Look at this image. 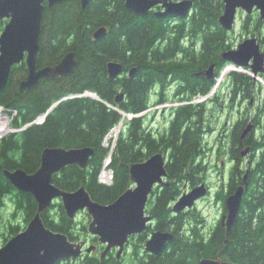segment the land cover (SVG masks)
<instances>
[{
  "label": "trees",
  "instance_id": "obj_1",
  "mask_svg": "<svg viewBox=\"0 0 264 264\" xmlns=\"http://www.w3.org/2000/svg\"><path fill=\"white\" fill-rule=\"evenodd\" d=\"M223 6V0L196 1L192 14L173 25L151 12L135 14L125 8L124 0H90L84 9L79 0H68L51 9L45 8L37 65L55 64L69 51H75L77 65L69 75L41 79L29 90L18 88L26 68L14 65L0 92V105L15 110L10 126L19 128L37 119L60 98L70 94L81 96L62 100L42 122L9 132L0 139V206L7 204L6 199L12 206L4 224L9 238L27 225L36 212V202L32 195L18 191L10 183L4 169L35 171L45 147L91 146L94 154L85 168L67 165L54 174L53 183L68 191L84 186L93 200L109 203L131 186L128 171L131 163L163 152L167 154L166 169L171 183L168 187L153 188L145 208L153 217V228L173 233V239L162 254L155 256L144 251L149 226L129 238L128 261H122L123 256L116 260L113 254H108L100 262L93 254L85 255L80 264H196L203 257H215L218 251L221 257L237 264H264V96L252 115L256 131L243 140L244 146H251L245 165L248 186L237 219L227 235L220 219L205 233L200 226L203 216L195 208L177 214L171 209L184 181L195 186L204 180L202 173L207 168L204 159L211 148L206 147L204 141L206 131H192L198 122L201 128L206 125L208 116L204 102L176 106L171 131L162 133L147 129L144 117H124V128L119 131L111 153L113 181L104 184L98 180L104 159L110 152L109 146L103 144L104 138L121 120L120 110L135 114L149 108L153 84L168 76L186 74L192 78L195 69H206L211 63L220 74L226 64L220 57L221 52L233 47L229 31L218 22ZM5 22L0 21V31ZM101 25L107 27V34L96 40L93 33ZM241 28L257 35L264 46V18L260 19L258 13L246 15ZM182 35H188L189 41L194 39L193 44L182 45ZM177 50L180 53L174 56ZM109 60L121 62L123 71L136 67V72L133 76L122 73L109 79L106 71ZM182 64L188 67H180ZM261 76L264 80V73ZM228 78L233 84V94L241 90L249 95L253 80L249 74L230 71ZM214 83L206 81L202 93H208ZM85 92L96 93L102 101L83 95ZM119 92H124L125 96L116 102ZM215 104L222 102L218 100ZM246 108L247 112L249 108ZM240 124L239 119L226 134L231 143L229 158L233 164L228 171L226 191L221 188L215 192L216 201L221 202L222 214L226 211V197L242 184L245 171L244 158L240 156L243 148ZM41 217L47 227L67 234L70 240L84 239L88 235L87 222L69 219L61 202L52 204ZM4 238L5 241L8 239L7 236Z\"/></svg>",
  "mask_w": 264,
  "mask_h": 264
},
{
  "label": "water",
  "instance_id": "obj_2",
  "mask_svg": "<svg viewBox=\"0 0 264 264\" xmlns=\"http://www.w3.org/2000/svg\"><path fill=\"white\" fill-rule=\"evenodd\" d=\"M64 1L68 0H0V21L6 20L0 32V92L5 88L11 68L16 64L27 68L26 76L19 83V90H29L41 79L49 80L67 76L74 70L77 65L75 51L65 53L55 64L37 65L43 11ZM80 2L84 9L89 0H80ZM193 2L194 0H125L124 6L137 15H146L153 7L161 4L163 9L154 12L157 16L185 18L189 15ZM223 4L218 22L226 31H230L235 26L238 10L251 14L256 9L259 11L260 19L264 18V0H223ZM106 34L107 27L101 25L94 31L93 36L98 40ZM220 57L231 64L227 69L242 71L244 68H250L249 74L255 81L259 80L264 87V81L258 76L264 73V50H261L257 36L243 39L236 47L222 51ZM214 67L215 64L211 63L205 69L207 78H212ZM106 71L109 79H115L122 74L123 64L117 60H109L106 63ZM135 72L136 67H131L128 75L133 76ZM83 95L102 101L94 92H85ZM75 96H81V94H70L60 98L52 103L37 120L10 131L23 130L35 122L43 121L59 102ZM124 96V92L118 93L115 101H121ZM107 105L110 106V104ZM147 111L148 109L134 116H142ZM121 114L126 115L124 112ZM122 119L116 126L118 129L122 125ZM111 131L107 137L111 135ZM252 132L253 124L249 122L240 135L243 147L240 154L242 157L251 151V146H244L243 140ZM93 154L94 148L91 146L45 147L40 155L39 167L35 171L27 172L22 168L3 170L5 177L18 191L32 195L36 202V212L23 230L10 237L0 247V264H55L66 259L75 260L81 256L86 244L85 240L71 241L65 233L53 231L43 222L41 214L55 199L60 200L66 216L71 220L79 211L84 210L89 215L87 231L104 245L99 254L101 262L111 249H116L115 257L118 260L129 236L147 230L149 223L153 220L152 215L145 211L148 197L155 185L168 187L170 184V181L166 179L168 177L166 154L156 152L143 161L131 163L128 171L132 185L109 203L93 200L84 186L68 191L53 183L55 173L67 165L74 164L85 168ZM247 179L248 168L242 175V184H239L225 199L226 212L222 215L220 224L225 227L226 235L237 219L244 191L248 186ZM207 192L204 182L193 186L189 191L182 192L174 201L171 206L172 211L177 214L186 208H191ZM172 239L171 231L152 229L144 242V250L159 256ZM226 242L227 239L224 243ZM92 249L93 247L88 246L85 251L90 252ZM196 264L237 263L221 257L218 251L215 257H203Z\"/></svg>",
  "mask_w": 264,
  "mask_h": 264
},
{
  "label": "rangeland",
  "instance_id": "obj_3",
  "mask_svg": "<svg viewBox=\"0 0 264 264\" xmlns=\"http://www.w3.org/2000/svg\"><path fill=\"white\" fill-rule=\"evenodd\" d=\"M245 17H246V13L242 10H239L236 15V24L234 28L231 30V33L229 31V34L231 35V40L233 41V45H232L233 47H235L243 39L252 36L250 33H246L241 28L242 21ZM228 73H229L228 70L227 71L222 70L221 72L222 75H219L217 77L214 84L215 89L210 94L212 96L219 95L220 102H222V104H215L204 101V103H206L205 107H206L208 119L206 122L207 131L204 133L203 137L206 147L211 148V150L208 152L207 156H205L204 164L206 165L207 168L202 173V175L204 177L203 182L206 184L209 192L204 198L198 200L193 208H195L196 211H199L203 216L204 221L200 224V226L205 233L210 231L212 226L222 216L221 202L216 201L215 192L221 188L223 189V191H226L227 189L226 186L229 177L228 171L233 164V161L229 158L230 156L229 148L231 146V143L229 142V138L227 137L226 134L232 130L234 124L240 118H244V116L251 118L254 113V108L256 107L257 104H259L260 100L264 96V87L258 82L259 86L256 92V100H255L256 104L254 105L252 110H248L246 112L247 109L246 102L244 101L239 102L238 99L230 101L229 92H228L230 80L228 81L227 79ZM197 98L199 99V97ZM150 102H151V106H150L151 109L143 115V117H145V124L146 126L152 125V127L158 126L160 128L161 127L160 125L163 122L162 114H163V118L166 119L169 113L168 107L171 108L173 107L174 104H172V102H164L159 105V108L155 109L154 106L156 104L151 99V96H150ZM8 117L10 118V115L7 116V119L9 121ZM208 124L211 125L212 127L211 130L213 131L211 130L208 131L209 128V126H207ZM122 128H124V125H122L121 129ZM153 132L162 133L163 131H153ZM118 133L119 131L117 130L112 131L111 136H109L104 140L103 143L104 146H109V148H111L114 144L115 138L117 137ZM248 157H249V153L246 154L244 157V167L246 165V161L248 160ZM190 187H191V183L189 181H184L182 183L181 192L188 190ZM5 201L7 202V204L0 206V212L2 215L0 220V247L5 243L4 236H7L9 238V235L6 232L4 224L5 221L7 220L9 213L12 210V206L9 204L8 199H6ZM75 220L78 222L81 221L87 222V217L84 213H80L76 216ZM130 248L131 246H128L126 252L123 253L122 261L126 262L129 260L130 251H131ZM92 254L99 255V251L95 250ZM76 264H80V262Z\"/></svg>",
  "mask_w": 264,
  "mask_h": 264
},
{
  "label": "flooded vegetation",
  "instance_id": "obj_4",
  "mask_svg": "<svg viewBox=\"0 0 264 264\" xmlns=\"http://www.w3.org/2000/svg\"><path fill=\"white\" fill-rule=\"evenodd\" d=\"M79 2H80V0H79ZM195 3H196V0H194V2H193L192 8H191V14H192V12L194 10ZM80 4H81V2H80ZM162 9H163V7L161 6V4H158L155 7H153L150 10V12L154 13L155 11L162 10ZM254 13H259V12L255 9L253 11V14ZM158 17H161V16H158ZM161 18H166L168 20V22L171 23V25L175 24L177 21H179V19H182L181 17H178V16H162ZM188 37H189L188 35H182L180 37V39H181L180 43L182 45H184V46L185 45L189 46L190 42H191V44H193V40L194 39H191L189 41ZM258 42L260 43L259 37H258ZM194 45H195V48H196V44L195 43H194ZM260 46H261V50H264V46H262L261 43H260ZM178 53H180V52L177 50L174 53V56H178ZM227 64L228 63H226L225 65H227ZM16 65H20V64H16ZM22 67H25V66H22ZM165 67H169V66L166 65ZM180 67L186 69L188 66L182 64V65H180ZM204 70H205V68H203V69H195L192 72V78L188 77L186 74L185 75H180L178 77H170V76H168L166 80H164V81H156L153 84V86L151 88L152 90L150 92V96H151V99L153 100V102L156 104L154 106L155 109L159 108V105L164 103V102H172V104H174V105L171 108L168 107L169 108V113H168V115H167L168 117L166 119L163 118V114H162L163 122L160 125L161 126L160 128L158 126L157 127H152V125H150V126H147V129H149L150 131H171V124H172V122H173V120L175 118V108H176V106H178L180 104L187 103V102L188 103H193V104L198 103L199 100H202L203 96L207 95V93H202V91L204 90V88L206 86V81H213L215 79V77L218 75L217 74L218 72H217L216 67H215V69L213 70V73H212V78H207L205 73H204ZM225 70H227V66L224 68V71ZM234 71L244 72V73L249 74L250 68L247 67V68H244V70H242V71H239V70H234ZM26 73H27V68H26ZM122 73H128V71H123ZM220 75H222V74H220ZM250 76L253 78L252 75H250ZM227 79H228V81L230 80L228 78V76H227ZM258 86H259L258 85V81H255L253 79L252 80V87H251L249 95H247V93H243L241 90L240 91L237 90V92L233 94V92H232L233 91V84H232V81H230V85H229V89H228L230 101L235 100V99H238L239 102L244 101V102H246V106H248L249 110H252L254 105L256 104L255 100H256V92L258 90ZM197 97H199V99ZM205 100H206L205 102L215 103V101L220 100V96L219 95H215V96L208 95L205 98ZM213 110H215V109H213ZM240 120H241V124L239 126L241 127V129H240L241 131L245 128V126L249 122H251L253 124V131H256V125L252 121V117L251 118L249 117V119L248 118L246 119L245 116H244V118H240ZM199 126H200V122L196 123V125L194 126L192 131H207L205 124L202 126V128L199 127ZM207 126H209L208 131L212 129L211 125L208 124ZM211 131H213V130H211ZM57 201L58 200H56L55 202H57ZM80 213L86 214L87 220H89V215L87 213H85V211H82ZM153 229H155V228H153ZM58 232H60V231H58ZM87 234L88 235H87L86 238L78 239V240H85L86 241V244L84 246V251H83V253L81 254V256L79 258H77L75 260L66 259V260L59 261V262H57L55 264H76V263L80 262L85 255L92 256L93 255L92 253L95 250H98L99 254H100V252L103 249L104 245L98 242L96 236L91 235L88 232H87ZM78 240H71V241H78ZM88 246L93 247V249L90 252H86L85 251V249ZM127 248H128V246H127ZM127 248H125L123 250L121 255H123V253L126 252ZM115 252H116V249H111L107 253V256H108V254H113V256L115 257ZM97 256H98V259H99V255H97ZM107 256L105 258H107ZM115 259H116V257H115ZM118 260H120V259H118Z\"/></svg>",
  "mask_w": 264,
  "mask_h": 264
},
{
  "label": "built area",
  "instance_id": "obj_5",
  "mask_svg": "<svg viewBox=\"0 0 264 264\" xmlns=\"http://www.w3.org/2000/svg\"><path fill=\"white\" fill-rule=\"evenodd\" d=\"M113 175V169L109 166L108 161H106L103 169L99 174V180L103 183H110L113 179Z\"/></svg>",
  "mask_w": 264,
  "mask_h": 264
},
{
  "label": "bare ground",
  "instance_id": "obj_6",
  "mask_svg": "<svg viewBox=\"0 0 264 264\" xmlns=\"http://www.w3.org/2000/svg\"><path fill=\"white\" fill-rule=\"evenodd\" d=\"M7 115L0 111V137L4 135L9 130V123H8ZM116 128L115 130H117Z\"/></svg>",
  "mask_w": 264,
  "mask_h": 264
}]
</instances>
